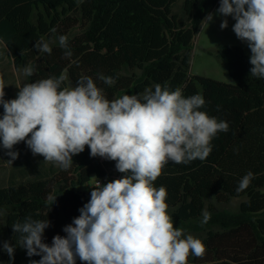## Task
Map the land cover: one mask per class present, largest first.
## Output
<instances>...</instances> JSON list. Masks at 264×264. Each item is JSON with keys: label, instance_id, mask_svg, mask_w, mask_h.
Instances as JSON below:
<instances>
[{"label": "trees", "instance_id": "trees-1", "mask_svg": "<svg viewBox=\"0 0 264 264\" xmlns=\"http://www.w3.org/2000/svg\"><path fill=\"white\" fill-rule=\"evenodd\" d=\"M180 1V11H176ZM220 0H0V42L9 64L18 73L32 67L26 83L64 77L62 87H74L89 76L109 100L142 94L156 84L180 88L185 97L201 94V111L229 123L211 141L203 161L169 162L154 182L166 188L168 213L174 227L203 241L202 258L189 256L188 264H264V78L250 75V56L239 45H226L219 59L235 81L227 84L192 76V50L201 22ZM55 28L53 34L50 30ZM79 31L74 35V32ZM68 37L72 56L66 58L58 43L51 54L39 52L36 41ZM99 74L112 77L109 86ZM254 174L249 187L237 193L241 178ZM28 175V174H27ZM35 178L12 180L0 188V264H30L17 244L12 225L28 216L50 221L44 242L80 215L90 199L82 191L92 178L106 180L108 170L90 149L75 155L71 167ZM49 197L55 198L50 200ZM244 199L237 211L231 203ZM54 203V204H53ZM210 219L202 224V212ZM7 241L15 248L10 260L2 250ZM76 264H82L77 258Z\"/></svg>", "mask_w": 264, "mask_h": 264}, {"label": "clouds", "instance_id": "clouds-1", "mask_svg": "<svg viewBox=\"0 0 264 264\" xmlns=\"http://www.w3.org/2000/svg\"><path fill=\"white\" fill-rule=\"evenodd\" d=\"M215 15L235 20L232 30L251 52L250 75L264 78V0H220ZM213 16L209 13L201 22L208 27ZM220 27L226 29L228 20ZM50 43H58L66 58L72 56L65 35L54 36L51 42L41 38L35 48L51 54ZM23 74L30 77L34 69L25 67ZM98 78L109 86L114 83L103 74ZM63 82L60 76L26 83L15 99L5 100L0 79V146L7 150L8 162L19 156L14 146L25 142L34 156L67 170L73 156L87 146L92 157L115 161L116 170L124 175L104 184L97 179L80 215L63 228L66 236L55 235L51 245L44 242L48 219L28 216L14 223L19 247L28 257H41L30 264H76L77 258L82 264H188L190 255L202 258L205 244L174 227L166 188H157L154 182L169 162L205 160L211 141L219 132L227 133L229 123L201 111L206 103L201 94L185 97L180 88L156 84L154 90L109 100L89 76H81L74 87H62ZM252 179L249 171L237 193ZM209 219L204 210L201 223ZM2 250L14 259L15 248L7 241Z\"/></svg>", "mask_w": 264, "mask_h": 264}, {"label": "rangeland", "instance_id": "rangeland-1", "mask_svg": "<svg viewBox=\"0 0 264 264\" xmlns=\"http://www.w3.org/2000/svg\"><path fill=\"white\" fill-rule=\"evenodd\" d=\"M180 1L176 11H180ZM220 2L213 8L211 13L214 14L213 20L209 26L205 23L202 24L201 29L196 36L192 50V61L190 66V74L192 76L208 77L219 82L234 84L235 81L229 76L225 65L219 59L221 49L226 45H239L244 48L245 52L251 56L250 49L245 42L240 41L234 31L232 30L235 20L231 17H224L215 15L216 10L219 8ZM227 19L228 27L221 29V22ZM79 31H75L74 35ZM0 79L4 82L5 100L15 99L19 88L26 82V76L23 73H18L14 70L13 66L9 64L5 46L0 42ZM3 114V107L0 106V116ZM13 151H17L19 156L17 159L8 162L11 158L6 154L7 150L0 146V188L10 185L12 180L22 181L23 177L28 179L35 178L37 173L44 175L51 171H58L61 169L53 162L44 161V157L40 155H33L31 150L27 147L25 142H20L14 146ZM75 155L73 156V158ZM109 177L104 180L107 183L114 180L120 172L115 168V161L104 162ZM28 174V175H27ZM94 178L91 182L82 188L84 192H90L94 185ZM244 199H236L231 203V210L237 211L239 204Z\"/></svg>", "mask_w": 264, "mask_h": 264}, {"label": "built area", "instance_id": "built-area-1", "mask_svg": "<svg viewBox=\"0 0 264 264\" xmlns=\"http://www.w3.org/2000/svg\"><path fill=\"white\" fill-rule=\"evenodd\" d=\"M98 157H99V156H98ZM99 160H100L102 163L109 161L108 159H104V158H101V157H99ZM123 175H124V174L121 173V174H119L117 177H115V179L122 178ZM115 179H114V180H115ZM96 182H97V180L94 182L93 187L95 186ZM99 182H100L101 184H104V181H103V180H99Z\"/></svg>", "mask_w": 264, "mask_h": 264}]
</instances>
